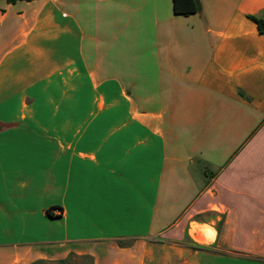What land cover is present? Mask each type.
Returning <instances> with one entry per match:
<instances>
[{
  "label": "crops",
  "instance_id": "crops-1",
  "mask_svg": "<svg viewBox=\"0 0 264 264\" xmlns=\"http://www.w3.org/2000/svg\"><path fill=\"white\" fill-rule=\"evenodd\" d=\"M199 1L0 0V264H264V0Z\"/></svg>",
  "mask_w": 264,
  "mask_h": 264
},
{
  "label": "rangeland",
  "instance_id": "rangeland-1",
  "mask_svg": "<svg viewBox=\"0 0 264 264\" xmlns=\"http://www.w3.org/2000/svg\"><path fill=\"white\" fill-rule=\"evenodd\" d=\"M194 226H198L196 223ZM199 227V226H198ZM207 231L209 226L202 227ZM130 241L121 242L123 245L130 244ZM96 244L87 246H72L56 247L46 251L44 258H36L37 256L28 257L29 261L26 264H33V262L44 259L48 264H97L98 254L96 252Z\"/></svg>",
  "mask_w": 264,
  "mask_h": 264
},
{
  "label": "trees",
  "instance_id": "trees-1",
  "mask_svg": "<svg viewBox=\"0 0 264 264\" xmlns=\"http://www.w3.org/2000/svg\"><path fill=\"white\" fill-rule=\"evenodd\" d=\"M174 11L181 14H193L200 10L199 0H173ZM259 25L260 30L264 32V20L257 17H252ZM48 215L52 217L51 212ZM33 264H48L44 259L37 260Z\"/></svg>",
  "mask_w": 264,
  "mask_h": 264
},
{
  "label": "built area",
  "instance_id": "built-area-1",
  "mask_svg": "<svg viewBox=\"0 0 264 264\" xmlns=\"http://www.w3.org/2000/svg\"><path fill=\"white\" fill-rule=\"evenodd\" d=\"M52 210H54V211H58V208H51L50 209V212L52 213Z\"/></svg>",
  "mask_w": 264,
  "mask_h": 264
}]
</instances>
